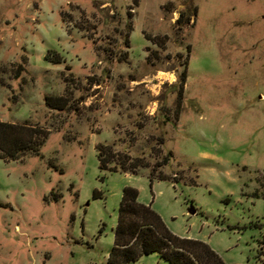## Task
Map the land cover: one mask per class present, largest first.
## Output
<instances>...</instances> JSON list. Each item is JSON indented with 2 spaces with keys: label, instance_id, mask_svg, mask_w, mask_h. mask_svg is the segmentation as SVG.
Returning a JSON list of instances; mask_svg holds the SVG:
<instances>
[{
  "label": "rangeland",
  "instance_id": "1",
  "mask_svg": "<svg viewBox=\"0 0 264 264\" xmlns=\"http://www.w3.org/2000/svg\"><path fill=\"white\" fill-rule=\"evenodd\" d=\"M0 120L48 130L0 158V264H108L126 186L226 264H263L264 0H0ZM99 143L150 166L102 169Z\"/></svg>",
  "mask_w": 264,
  "mask_h": 264
},
{
  "label": "trees",
  "instance_id": "2",
  "mask_svg": "<svg viewBox=\"0 0 264 264\" xmlns=\"http://www.w3.org/2000/svg\"><path fill=\"white\" fill-rule=\"evenodd\" d=\"M186 77L185 67L181 74L176 114L182 107ZM45 101L52 109H64L67 106V100L63 97L47 96ZM47 137L48 130L34 124L0 120V158L14 161L30 154H39ZM96 150L100 167L105 170L109 164L118 161L123 172L136 173L139 168L150 166L145 159L134 158L129 154H124L120 158V153L112 144L99 143ZM168 160V157H164L163 165L167 164ZM159 179L165 180L163 177ZM149 181L152 186L154 182L152 175ZM253 196L259 197L257 193ZM153 253L160 254L169 264H226L205 241L174 234L151 204L139 200L138 189L126 186L122 191L114 229V245L108 256V264H128Z\"/></svg>",
  "mask_w": 264,
  "mask_h": 264
},
{
  "label": "water",
  "instance_id": "3",
  "mask_svg": "<svg viewBox=\"0 0 264 264\" xmlns=\"http://www.w3.org/2000/svg\"><path fill=\"white\" fill-rule=\"evenodd\" d=\"M189 212L191 214H195L196 213V209L193 206H191V208L189 209Z\"/></svg>",
  "mask_w": 264,
  "mask_h": 264
},
{
  "label": "crops",
  "instance_id": "4",
  "mask_svg": "<svg viewBox=\"0 0 264 264\" xmlns=\"http://www.w3.org/2000/svg\"><path fill=\"white\" fill-rule=\"evenodd\" d=\"M146 204V203H145Z\"/></svg>",
  "mask_w": 264,
  "mask_h": 264
}]
</instances>
